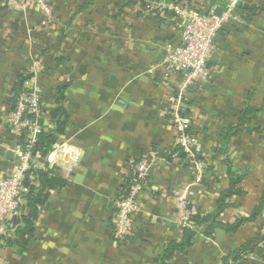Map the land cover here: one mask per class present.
I'll return each instance as SVG.
<instances>
[{"label":"crops","instance_id":"obj_1","mask_svg":"<svg viewBox=\"0 0 264 264\" xmlns=\"http://www.w3.org/2000/svg\"><path fill=\"white\" fill-rule=\"evenodd\" d=\"M120 1L47 0L56 24L42 44L47 54L43 62L52 56L64 59L50 68L44 63L37 81L41 108L44 115L48 113L57 102L54 88L66 85L62 106L69 114V126L45 160L67 185L51 190L47 204L39 207L31 248L22 254L0 248V264H154L168 241L182 238L172 200L176 192L187 187L194 207L211 213L218 190L228 184L231 166L243 177L245 190L243 195L231 196L232 205L219 216L232 222L249 215L264 190V109L250 116V127L232 137L226 153L215 152L220 146L217 129L235 120L245 94L252 93V104L264 98V0H246L257 6V15L249 26L240 24L237 28L245 26L240 32L224 35L225 48L213 58L216 78H211L210 86L205 84L202 100L194 99L203 104L207 117L201 134L207 168L199 182L190 164L178 157L171 121L159 114L169 88L149 71L165 55V44L178 42V30L157 19L162 24L159 29L155 19L135 16L134 4L120 10ZM244 5L238 8L240 15ZM0 8L3 175L11 171L16 140L4 129L1 115L12 106L15 72L29 60L35 41L42 43L44 37L38 30L43 14L36 3L16 10L0 0ZM42 121L53 128L47 115ZM60 143L63 150L58 148ZM150 150L167 153L170 161L158 153L159 160L149 172V188L139 197L132 246H119L112 238L116 198L134 177L141 153ZM36 166L43 164L38 161ZM197 233L186 254L175 256L169 264H221L222 255L241 244L252 245L264 234V207L255 221L235 233L220 229L211 236ZM244 258L246 264H264V247Z\"/></svg>","mask_w":264,"mask_h":264},{"label":"built area","instance_id":"obj_2","mask_svg":"<svg viewBox=\"0 0 264 264\" xmlns=\"http://www.w3.org/2000/svg\"><path fill=\"white\" fill-rule=\"evenodd\" d=\"M238 2L247 3L246 0H225L219 17L214 14L209 0H137L133 11L139 18L163 20L178 30V42H167L165 55L151 65L149 71L169 88L159 114L171 121L178 146L192 167L196 182L201 181L207 168L201 141L207 117L200 101L194 100L192 105L187 106L189 93L192 88L208 84L212 75L218 72L214 65H208L219 51L214 36L222 29L226 30L225 35L231 36L240 24H251L239 14ZM6 3L16 10H25L36 3L43 14L38 30L43 37L50 36L56 19L47 0H6ZM40 42L39 39L35 41V48L25 66L30 77L24 81L17 95L11 94L13 107L1 115L4 129L16 140L11 171L0 175V232L3 233L11 227L10 219L21 212L22 194L26 191L23 185L25 173L38 162L33 146L41 130L40 122L45 119L40 101L42 90L37 83L45 70L40 53L43 42ZM28 114H33V118H29ZM47 129L48 126L45 127ZM23 134L24 141L20 142L19 137ZM58 148L63 150V144L60 143ZM158 160L157 151L142 152L134 166V177L129 186L116 198L112 235L119 246L123 244L125 247L127 238L135 236L133 228L140 210L139 197L149 184L150 169ZM189 194L190 190L186 187L172 198L176 224L180 229L192 227ZM258 244L264 247V234H261Z\"/></svg>","mask_w":264,"mask_h":264},{"label":"trees","instance_id":"obj_3","mask_svg":"<svg viewBox=\"0 0 264 264\" xmlns=\"http://www.w3.org/2000/svg\"><path fill=\"white\" fill-rule=\"evenodd\" d=\"M136 1L137 0H121L118 4V8L124 11L125 7L133 4L135 5ZM257 10V6L254 4L246 3L243 6V14L241 17L245 21L251 22L257 15ZM155 21V27H161L162 24L160 23L159 25L156 19ZM244 27L245 26L242 28ZM12 28H15L14 23L12 24ZM242 28H236L235 33L237 31L240 32ZM47 38L48 37H44L43 44L47 43ZM43 47L44 46L42 45L40 53H42L45 59L47 54L45 55L44 52H46V50ZM63 59L64 58L61 55L52 56L50 58L48 57V60H46L44 63L47 66L46 68H50L52 67V63L55 66L56 63H60ZM215 63L216 60L213 59L209 61L208 65L212 66ZM26 64L27 62H24L23 66L15 72V82L12 87V93L14 95H17L22 90L24 81L30 77V74L26 72ZM212 77L215 79L216 73H214ZM210 84L211 82L209 81L208 86H210ZM65 87L66 85H61L57 88H54L53 95L57 102L48 113H45L47 118L52 121L54 126L52 129L45 130L47 123L42 121L40 124L41 130L37 135L33 146L35 154L38 155L37 160L42 163L43 166L37 167L36 165H31L29 170L25 173L26 176L23 180V185L25 186L26 191L22 194V202L20 204L21 212L19 215L10 219L11 227L5 233L0 232V248H14L17 254H22L31 248L36 235L35 223L39 219V207L47 204L49 192L51 190H60L67 185V182L64 179L53 173L52 169L47 166L45 160L49 151L58 141V136L60 134H65L69 126V114L62 106V100L64 99L63 90H65ZM205 92L206 90L204 86L200 88H192L189 93L187 106L194 103V97L202 100V96ZM251 95V92H247L245 94L243 105L237 109L235 120L230 121L228 125L221 126L217 129V136L220 140V146L215 149V152H217L218 155L227 152L232 137L250 127V116L252 114L263 111L264 98L260 104H252ZM11 101L13 102V98H11ZM27 116L29 118H33L34 115L28 114ZM19 140L20 142L24 141V134L19 137ZM176 150L178 152V157L186 162L181 148L179 147V149L177 148ZM158 153L164 158V160L170 161V157L167 156V153L160 150ZM214 158L215 156H213V159ZM228 165H230V163H228ZM230 169L231 166H229L228 184L225 188L218 190V197L215 199V207L213 212L203 213L200 209L195 208L194 204L191 202L190 210L192 211V214L190 216V221L194 226L184 227L181 229L182 238L180 241H168L155 257L154 264H169L170 260H173L175 256L186 254L198 236L197 231L202 233L204 236H211L216 229H220L225 233H235L243 224L253 222L261 215L264 207L263 189L260 192L257 204L253 206L249 215L239 217L232 222H224L219 220L220 214L226 208L232 205L228 199L233 195H243L245 193V190L241 185L243 177L238 176L236 171ZM129 184L130 182H127L125 184L126 187L129 186ZM148 188L149 184L144 188L143 191H146ZM195 228H198V230ZM133 230L136 231L135 228H133ZM136 234L137 232H135V236ZM112 238L115 240L113 235ZM260 238L261 236L258 235L256 243L252 245L241 244L237 249L222 255L220 258V263L246 264L247 260L244 257H247L248 254H258L259 250H261L262 247H260L258 244ZM132 239L133 237L127 238L125 245L128 247L132 246Z\"/></svg>","mask_w":264,"mask_h":264},{"label":"water","instance_id":"obj_4","mask_svg":"<svg viewBox=\"0 0 264 264\" xmlns=\"http://www.w3.org/2000/svg\"><path fill=\"white\" fill-rule=\"evenodd\" d=\"M224 2H225V0H209V5L214 7V14L218 17L221 15V13L223 11L222 6H223ZM241 6H242L241 2H238L237 7L239 8ZM225 33H226V30L222 29L214 36V41L218 44V47L220 49L225 48V42H224L225 41V39H224ZM161 45H164V44L161 43ZM11 107H13V106H11ZM40 124H41V122H40ZM34 152L35 151H33V154H34ZM33 162H35V161H33ZM4 264H7V263L5 262Z\"/></svg>","mask_w":264,"mask_h":264}]
</instances>
